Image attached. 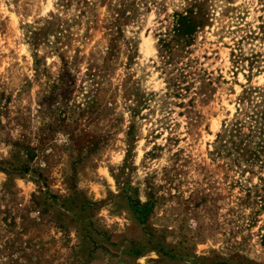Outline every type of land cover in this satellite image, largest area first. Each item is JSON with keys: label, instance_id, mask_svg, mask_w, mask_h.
Instances as JSON below:
<instances>
[{"label": "rangeland", "instance_id": "obj_1", "mask_svg": "<svg viewBox=\"0 0 264 264\" xmlns=\"http://www.w3.org/2000/svg\"><path fill=\"white\" fill-rule=\"evenodd\" d=\"M0 264H264V0H0Z\"/></svg>", "mask_w": 264, "mask_h": 264}, {"label": "trees", "instance_id": "obj_2", "mask_svg": "<svg viewBox=\"0 0 264 264\" xmlns=\"http://www.w3.org/2000/svg\"><path fill=\"white\" fill-rule=\"evenodd\" d=\"M196 27L197 23L193 17V13L190 12L186 15L177 14L173 31L177 37L183 39L185 46H189L191 44ZM170 41L171 40L161 39L160 44L163 50L165 49V53H169L170 56H172L174 48L172 49ZM172 87L173 90L178 93V96L181 95L180 90L183 88L181 87V83L178 80H175V82L172 84Z\"/></svg>", "mask_w": 264, "mask_h": 264}]
</instances>
